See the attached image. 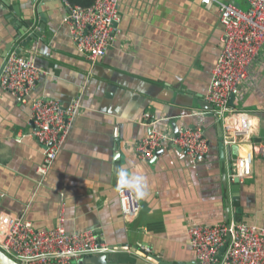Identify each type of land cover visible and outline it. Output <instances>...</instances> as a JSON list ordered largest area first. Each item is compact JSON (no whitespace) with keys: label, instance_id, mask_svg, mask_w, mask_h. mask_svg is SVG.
Returning a JSON list of instances; mask_svg holds the SVG:
<instances>
[{"label":"crops","instance_id":"crops-1","mask_svg":"<svg viewBox=\"0 0 264 264\" xmlns=\"http://www.w3.org/2000/svg\"><path fill=\"white\" fill-rule=\"evenodd\" d=\"M217 1L247 9V0ZM39 6L47 17L43 31ZM67 14L63 0H0V71L20 50L41 71L29 101L67 107L79 98L81 106L40 178L43 153L32 137L30 105L0 89V217L48 230L62 215L67 232L94 230L110 247L131 250L109 254L106 264H157L143 252L160 264H196L190 227L228 219L264 228V158L254 157L235 208L231 165L249 146L219 147L221 124L205 101L221 48L217 7L199 0H120L116 41L95 63L74 48ZM18 21L21 31L25 21L34 26L14 40ZM35 32L41 36L25 43ZM229 107L250 117L254 145L264 144V46ZM187 128L200 129L206 156L192 159L165 143L156 157L157 150L148 160L138 157L139 142L153 131L173 136ZM120 189L136 201L134 218L122 215Z\"/></svg>","mask_w":264,"mask_h":264},{"label":"built area","instance_id":"built-area-1","mask_svg":"<svg viewBox=\"0 0 264 264\" xmlns=\"http://www.w3.org/2000/svg\"><path fill=\"white\" fill-rule=\"evenodd\" d=\"M63 1L74 48L95 63L116 41L120 0H95L89 9ZM199 1L206 8L217 7L222 26L221 48L212 68L205 101L221 124L223 145L249 146L231 165L230 180L238 179L242 184L251 177L254 157L264 158V144L254 145V125L250 117L232 110L229 102L248 80L251 66L264 46V0H247L246 10L217 0ZM40 74L31 58L12 53L0 71V89L18 103L30 105L35 127L32 137L43 153L36 174L43 178L52 168L81 106L79 98L67 107L50 99L29 101ZM114 136H118L117 129ZM165 143L179 147L192 159L204 157L209 151L208 141L200 129L187 128L173 136L153 131L139 142L138 157L150 159ZM118 198L123 217L134 218L139 210L134 197L120 189ZM188 239L196 264H264V228L256 225L245 222L195 225L188 229ZM0 251L17 264H78L84 258L119 251L131 254L128 248L110 247L94 230L67 232L62 215L57 225L48 230L36 229L21 219L0 217Z\"/></svg>","mask_w":264,"mask_h":264},{"label":"water","instance_id":"water-1","mask_svg":"<svg viewBox=\"0 0 264 264\" xmlns=\"http://www.w3.org/2000/svg\"><path fill=\"white\" fill-rule=\"evenodd\" d=\"M13 10H14V12H15V14H16V16H17V18L18 19H20V20H22V17L20 16V13H19V8L17 7V6H14L13 7ZM36 12H37V14H38V18H39V20L41 21V24H40V26H39V28H40V30L41 31H43L44 29H45V27H46V24H47V17H46V15L42 12V10H41V6H39V7H37L36 8ZM16 25H17V27H19V29L17 30V34L15 35V37H14V40H18V38L20 37V36H22L24 33H25V30H26V32H27V30H28V28L30 27V28H33V22L32 21H25L24 22V30L23 31H21V27H22V24H21V22H17L16 23ZM41 36V33L40 32H35V33H30L29 34V37L26 39V42L25 43H28V42H30V41H35V40H37L38 39V37H40ZM25 46H26V44H25ZM10 48H11V46L9 47V48H7L6 50V54H7V52L10 50ZM22 48H23V45H22ZM21 51L20 50H16L15 51V54H19ZM233 98V96L230 98V99H232ZM175 132V131H174ZM178 134V132L176 131V133H175V135H177ZM175 148H178V149H180L179 147H176V146H174ZM219 147L222 149L224 146H223V143H222V139L220 140V145H219ZM233 148H235L236 150H237V148L236 147H233ZM227 149H229V148H227ZM182 151V150H181ZM159 152H160V150H157L156 152H155V157L159 154ZM236 156H237V153H236ZM238 187H239V183H238V179H234L233 180V182H232V193H233V199H234V207L235 208H237L238 209V205H237V194H239V190H238ZM238 212V211H237ZM237 223H238V221H237ZM225 224H228V219H226V223ZM227 242H228V236L226 237V239H225V245L227 244ZM225 245H224V247L220 250L221 252H223L224 251V248H225ZM141 253V252H140ZM142 254V253H141ZM143 254L145 255V256H148V257H150V258H153V260L157 263V264H160V260L159 259H157V258H155V257H153L152 255H149V254H145L144 252H143ZM108 255H100V256H93V257H88V258H84V259H81V260H79L78 261V264H106L107 263V261H108ZM0 264H17V263H15L13 260H11L9 257H7L5 254H3L1 251H0Z\"/></svg>","mask_w":264,"mask_h":264},{"label":"trees","instance_id":"trees-1","mask_svg":"<svg viewBox=\"0 0 264 264\" xmlns=\"http://www.w3.org/2000/svg\"><path fill=\"white\" fill-rule=\"evenodd\" d=\"M72 5L80 6L84 9H89L95 2V0H68Z\"/></svg>","mask_w":264,"mask_h":264},{"label":"clouds","instance_id":"clouds-1","mask_svg":"<svg viewBox=\"0 0 264 264\" xmlns=\"http://www.w3.org/2000/svg\"><path fill=\"white\" fill-rule=\"evenodd\" d=\"M124 171L123 170H119V175L121 176V177H123L124 176Z\"/></svg>","mask_w":264,"mask_h":264}]
</instances>
